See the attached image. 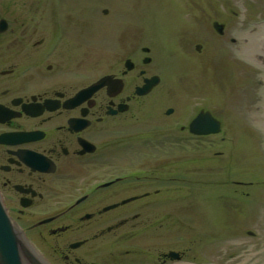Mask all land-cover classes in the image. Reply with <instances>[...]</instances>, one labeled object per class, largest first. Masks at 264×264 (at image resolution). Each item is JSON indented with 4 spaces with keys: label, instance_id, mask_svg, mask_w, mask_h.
<instances>
[{
    "label": "flooded vegetation",
    "instance_id": "1",
    "mask_svg": "<svg viewBox=\"0 0 264 264\" xmlns=\"http://www.w3.org/2000/svg\"><path fill=\"white\" fill-rule=\"evenodd\" d=\"M62 1L51 18L28 0H0L5 210L46 264H189L194 248H159L183 220L175 205L184 200V180L174 174L171 151L175 140L200 145L222 136L223 120L210 109L222 102L196 99L180 112L167 109L174 85L151 45L105 53L104 70L95 75L93 29L82 36L85 21L74 14L91 9L92 0ZM201 114L221 132L193 134ZM141 239L149 246L137 250Z\"/></svg>",
    "mask_w": 264,
    "mask_h": 264
},
{
    "label": "rangeland",
    "instance_id": "2",
    "mask_svg": "<svg viewBox=\"0 0 264 264\" xmlns=\"http://www.w3.org/2000/svg\"><path fill=\"white\" fill-rule=\"evenodd\" d=\"M28 1L51 18L61 10L59 0ZM74 14L85 21L82 36L93 29L95 75L104 70L105 53L151 45L174 85L167 109L180 112L196 99L222 102L210 108L223 120L222 136L200 145L174 141V174L184 180V200L175 207L183 220L159 248H194L189 264H264V59L257 56L260 65L242 54L256 46L251 36L264 32V0H92L91 9ZM215 23L225 26L223 35ZM134 244L149 246L143 239Z\"/></svg>",
    "mask_w": 264,
    "mask_h": 264
},
{
    "label": "water",
    "instance_id": "3",
    "mask_svg": "<svg viewBox=\"0 0 264 264\" xmlns=\"http://www.w3.org/2000/svg\"><path fill=\"white\" fill-rule=\"evenodd\" d=\"M104 14H108V11H104ZM214 29L219 35L224 34L223 25L215 23ZM200 50L201 46H197V51L200 52ZM104 82L105 80H102L95 90L103 87ZM151 86L152 83H148L142 90H139V94L145 95ZM190 130L195 135H213L221 132V125L211 115L201 114L191 124ZM31 249L35 250L9 218L0 198V264H46L40 253L36 250L35 253H32Z\"/></svg>",
    "mask_w": 264,
    "mask_h": 264
},
{
    "label": "bare ground",
    "instance_id": "4",
    "mask_svg": "<svg viewBox=\"0 0 264 264\" xmlns=\"http://www.w3.org/2000/svg\"><path fill=\"white\" fill-rule=\"evenodd\" d=\"M250 43H254L256 46L251 47L249 46H245L243 47V56L247 57L249 60H252L253 62H257V56L261 57L264 59V32H261L255 36H251V41ZM260 64V63H259ZM261 65V64H260ZM32 253H35V250L31 249ZM36 255V254H35ZM38 257V255H37Z\"/></svg>",
    "mask_w": 264,
    "mask_h": 264
}]
</instances>
